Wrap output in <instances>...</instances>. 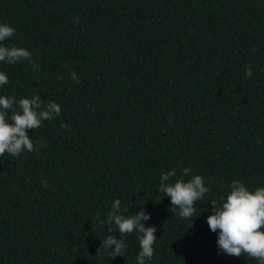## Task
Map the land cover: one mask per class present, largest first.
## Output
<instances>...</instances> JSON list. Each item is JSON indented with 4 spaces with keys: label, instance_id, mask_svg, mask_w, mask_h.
Segmentation results:
<instances>
[{
    "label": "trees",
    "instance_id": "16d2710c",
    "mask_svg": "<svg viewBox=\"0 0 264 264\" xmlns=\"http://www.w3.org/2000/svg\"><path fill=\"white\" fill-rule=\"evenodd\" d=\"M0 22L33 61L0 63V93L62 109L28 130L43 147L0 156V264H135V232L101 253L116 198L151 213L147 264H256L205 218L232 179L264 185V0H0ZM184 167L209 188L192 220L157 189Z\"/></svg>",
    "mask_w": 264,
    "mask_h": 264
},
{
    "label": "clouds",
    "instance_id": "9594fccd",
    "mask_svg": "<svg viewBox=\"0 0 264 264\" xmlns=\"http://www.w3.org/2000/svg\"><path fill=\"white\" fill-rule=\"evenodd\" d=\"M75 21H78V17ZM15 31L10 23L0 22V63L15 64L27 60L32 64V54L28 48L5 43ZM245 75L251 76L252 69L247 68ZM69 76L79 82L76 72H70ZM8 83V74L0 70V87ZM61 110L58 102L50 100L45 103L36 93L18 99L0 93V156L7 153L17 157L22 152L37 150V145L43 147L45 141L41 138L33 140L28 130L39 128L42 121L58 116ZM61 126L66 127L63 122ZM190 173V167H184L180 176L172 180L177 176L176 169L164 171L159 176L157 189L170 198V211L174 215L192 220L195 216V202L204 200L209 188L203 176ZM42 184L47 187L46 181H42ZM227 187L228 191L221 195L218 204L211 201L212 212L205 218L209 229L216 233L217 248L228 255L246 254L256 264H264V185L253 187L241 179H232ZM127 212L128 209H121V201L116 198L111 202V210L106 219H100V223L109 225L108 234L101 236V253L108 252L110 257L125 255L127 245L124 236L135 232L139 240L135 264H147L153 259L156 226H146L145 222L150 220L151 213L143 207L134 214H125ZM113 229L120 233L119 238L110 234Z\"/></svg>",
    "mask_w": 264,
    "mask_h": 264
}]
</instances>
